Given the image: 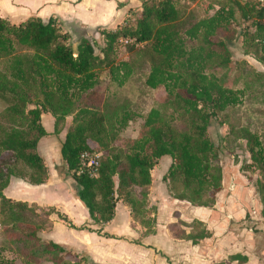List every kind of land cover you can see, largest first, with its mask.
I'll return each mask as SVG.
<instances>
[{
  "label": "trees",
  "instance_id": "1",
  "mask_svg": "<svg viewBox=\"0 0 264 264\" xmlns=\"http://www.w3.org/2000/svg\"><path fill=\"white\" fill-rule=\"evenodd\" d=\"M200 2L140 0V7L129 8L115 28L98 32L105 40L103 46L100 39L87 35L93 30L80 25L86 32H80L75 49L70 33L54 17L30 16L15 24L0 16V60L4 64L0 67V98L7 104L11 120L24 124L19 125L21 129L2 130L0 139V223L7 236L0 245V264H15L16 260L20 264H81L85 258L68 245L41 236L52 225L51 213L67 221L64 214L3 194L12 177L27 178L33 185L47 181V166L37 150L39 140L48 134L40 122L41 105L54 118V133L61 131L66 116H72L60 157L73 193L94 223L111 220L120 200L129 207L134 221L148 227L152 220L150 171L162 157L170 159L163 180L174 198L202 206L211 202L210 196L221 187L224 170L212 163L215 145L207 135L206 120L240 104L244 95L243 89L226 86L223 75L212 67L216 61L223 69L230 61L226 41L216 36L233 20L246 21L248 51L264 63V1L209 0L212 13L199 18L182 11L184 3ZM119 39L130 42L129 48L138 43L148 47L146 85L163 86L187 122L178 127L158 121L157 111L152 109L134 138L121 137L106 126L96 99L97 70L107 68L118 85L129 76L127 62L108 57ZM121 68L125 71L119 76ZM30 103L34 108L26 110ZM125 116L119 121V131L125 128ZM241 137L246 139L263 186L264 145L249 130ZM82 151L101 153L95 176L81 171ZM5 251L12 256H5Z\"/></svg>",
  "mask_w": 264,
  "mask_h": 264
},
{
  "label": "crops",
  "instance_id": "2",
  "mask_svg": "<svg viewBox=\"0 0 264 264\" xmlns=\"http://www.w3.org/2000/svg\"><path fill=\"white\" fill-rule=\"evenodd\" d=\"M139 7L140 0H0V16L15 24L40 16L62 22L76 20L89 29L115 28L129 8ZM43 117L42 113V122ZM49 118L52 124L54 119ZM45 120L49 122L48 116ZM47 136L51 134L44 137ZM37 148L40 154V141ZM166 158L169 157L158 160L157 164L165 162L156 177L152 170L157 164L150 171L148 200L152 220L148 227L134 221L129 207L120 200L111 220L94 223L73 193L65 165H49L52 162L45 158V183L33 185L12 177L3 194L64 214L67 221L51 213L52 225L41 236L68 245L84 255L87 264H264V220L256 212L260 221L256 220L258 224L253 227L252 220L245 218L248 206L258 211L261 204L258 196L250 193L244 175L227 168L215 202L194 205L173 197L163 180L170 163ZM201 231L210 236L200 237Z\"/></svg>",
  "mask_w": 264,
  "mask_h": 264
},
{
  "label": "rangeland",
  "instance_id": "3",
  "mask_svg": "<svg viewBox=\"0 0 264 264\" xmlns=\"http://www.w3.org/2000/svg\"><path fill=\"white\" fill-rule=\"evenodd\" d=\"M208 1L201 0L200 4L196 5L184 3L181 8L185 14L199 18L212 13V10L207 7ZM59 21L62 24V30L70 33V41L72 42L73 49H75L80 32L86 31H83L84 28H81L79 22L76 20ZM245 26H247L246 21L240 19L233 20L225 31L219 32L216 38L226 41L228 51L230 52V61L229 65L223 69L216 66V61L212 64V67L216 70V74L219 76L223 75L226 86L243 89L242 102L219 112L215 117H210L206 120V123L207 135L215 145L212 163L221 165L222 168L226 166L228 169L244 175L247 180H253L258 177V173L260 175V172L256 167L246 169V161H249L251 156L247 149L246 139L241 136L245 129L249 130L256 134L264 145V63L258 61L255 55L248 51L251 47L245 41ZM102 29L104 28L98 27L90 29L93 30L90 32L87 28L89 32L86 33L90 37L100 39V45L103 46L105 40L98 33ZM249 29L253 30L252 27ZM124 40L119 39L113 52L108 54V57L115 59V61L127 62L130 74L123 84L118 85V82L110 76L107 68L99 66L97 70L99 81L96 86V99L101 112L105 114L106 126L111 131H118L121 137L134 138L140 129L143 118L152 109L157 111L156 119L158 121H167L170 125L178 127L187 122V118L181 115L175 105L172 104L163 86L151 88L146 85L145 79L150 66L148 47L144 43H138L133 48H129L130 42L127 44ZM96 49L98 52L99 47L97 46ZM3 65L0 60V67ZM124 71L125 69L121 68L118 75H122ZM6 106L5 101L0 98V139L3 136L2 130L7 132L14 127L21 129L22 126L19 125H24L19 121L11 120L10 116L6 113ZM34 106V104L30 103L27 105L26 110L34 108ZM45 108L46 106L44 105L40 106L44 115L43 122L42 119H40V122L43 127L52 129L53 131V123L51 124V118H49L52 115ZM47 116L49 122L45 120ZM124 116L126 117L124 122L125 128L119 131V121ZM71 119V115L66 116L65 123L59 133L50 132L48 134H51V136H43L44 138L42 137L39 140L40 155L47 162H52L49 165L55 166L57 163H63L60 157V145L71 123ZM166 160L168 162L169 158H166ZM161 162L152 170L153 177L158 175L160 167L165 161L161 160ZM253 165L256 166L255 163ZM19 169L22 170L23 168L20 167ZM114 179L116 180V178ZM5 237L7 236L4 227L0 223V245L4 244ZM4 254L7 257L12 256L8 251H5ZM78 254L81 255L80 253ZM87 263L88 259L84 258L81 264ZM15 264H20L19 260H16Z\"/></svg>",
  "mask_w": 264,
  "mask_h": 264
},
{
  "label": "flooded vegetation",
  "instance_id": "4",
  "mask_svg": "<svg viewBox=\"0 0 264 264\" xmlns=\"http://www.w3.org/2000/svg\"><path fill=\"white\" fill-rule=\"evenodd\" d=\"M254 163H252V160H251V157L249 158V161H246V164H245V166L247 167L246 169H252L253 167H256L257 168V166H255V165H253ZM259 171V170H258ZM247 172V171H246ZM260 172V171H259ZM248 173V172H247ZM223 176H224V173H223ZM222 180H223V177H222ZM250 180V181H249ZM262 180V178H261V173H260V175H259V173H258V177H256L255 179H248L247 180V187H250V193L251 194H256L257 196H258V198H259V202H260V204H261V209L260 210H258V211H256L255 210V208L254 207H249L248 206V208H250L249 209V211H247L246 212V214H245V218L246 219H249V220H252V223H253V227L255 226H257V224L259 223V221L261 220V219H263L264 220V185L263 186H260L259 185V182ZM250 184L252 185V187L250 186ZM221 188H222V181H221V187H220V189L217 191V192H215L212 196H210L211 197V202L213 203V201L215 202V198H216V195L218 194V192L221 190ZM251 188L253 189V190H251ZM256 212L258 213V217L260 216V220H258V218H257V215H256ZM256 216V217H255ZM258 221V223L257 222H255V221ZM254 221V222H253ZM253 230H255L254 228H253ZM203 233H202V231H201V233L199 234V236L200 237H208V236H210V234L209 233H207V235L206 236H204V235H202Z\"/></svg>",
  "mask_w": 264,
  "mask_h": 264
},
{
  "label": "built area",
  "instance_id": "5",
  "mask_svg": "<svg viewBox=\"0 0 264 264\" xmlns=\"http://www.w3.org/2000/svg\"><path fill=\"white\" fill-rule=\"evenodd\" d=\"M124 42H127V40L125 39ZM79 159L82 172H86L90 176H95L97 174L101 159L100 152L82 151L79 155Z\"/></svg>",
  "mask_w": 264,
  "mask_h": 264
},
{
  "label": "water",
  "instance_id": "6",
  "mask_svg": "<svg viewBox=\"0 0 264 264\" xmlns=\"http://www.w3.org/2000/svg\"><path fill=\"white\" fill-rule=\"evenodd\" d=\"M223 170H224V172H225V170H227V167L225 166V167L223 168Z\"/></svg>",
  "mask_w": 264,
  "mask_h": 264
}]
</instances>
